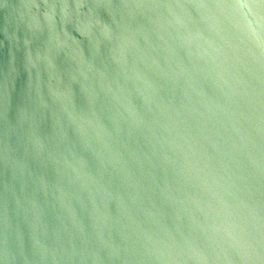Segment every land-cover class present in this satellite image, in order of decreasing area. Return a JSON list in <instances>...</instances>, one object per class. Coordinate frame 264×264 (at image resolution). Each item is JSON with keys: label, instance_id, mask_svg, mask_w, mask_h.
<instances>
[{"label": "water", "instance_id": "water-1", "mask_svg": "<svg viewBox=\"0 0 264 264\" xmlns=\"http://www.w3.org/2000/svg\"><path fill=\"white\" fill-rule=\"evenodd\" d=\"M0 264H264V0H0Z\"/></svg>", "mask_w": 264, "mask_h": 264}]
</instances>
